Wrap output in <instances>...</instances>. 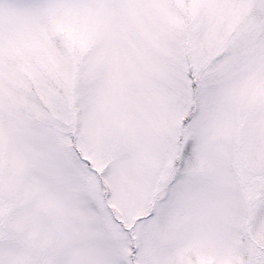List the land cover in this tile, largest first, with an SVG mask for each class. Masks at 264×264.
Segmentation results:
<instances>
[{
	"label": "snow or ice",
	"instance_id": "1",
	"mask_svg": "<svg viewBox=\"0 0 264 264\" xmlns=\"http://www.w3.org/2000/svg\"><path fill=\"white\" fill-rule=\"evenodd\" d=\"M0 264H264V0H0Z\"/></svg>",
	"mask_w": 264,
	"mask_h": 264
}]
</instances>
